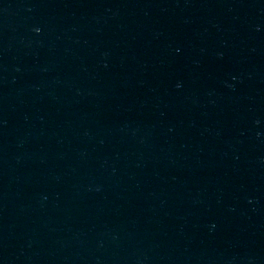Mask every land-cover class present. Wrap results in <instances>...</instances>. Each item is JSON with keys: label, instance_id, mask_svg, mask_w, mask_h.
<instances>
[{"label": "water", "instance_id": "obj_1", "mask_svg": "<svg viewBox=\"0 0 264 264\" xmlns=\"http://www.w3.org/2000/svg\"><path fill=\"white\" fill-rule=\"evenodd\" d=\"M0 264H264V0H0Z\"/></svg>", "mask_w": 264, "mask_h": 264}]
</instances>
